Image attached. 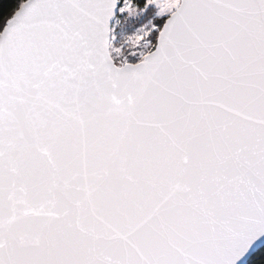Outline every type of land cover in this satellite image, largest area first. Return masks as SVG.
Here are the masks:
<instances>
[{"label":"snow or ice","instance_id":"6c2138e0","mask_svg":"<svg viewBox=\"0 0 264 264\" xmlns=\"http://www.w3.org/2000/svg\"><path fill=\"white\" fill-rule=\"evenodd\" d=\"M0 264H264V0H0Z\"/></svg>","mask_w":264,"mask_h":264},{"label":"trees","instance_id":"16d2710c","mask_svg":"<svg viewBox=\"0 0 264 264\" xmlns=\"http://www.w3.org/2000/svg\"><path fill=\"white\" fill-rule=\"evenodd\" d=\"M16 3H17V0H8V4L10 7H14Z\"/></svg>","mask_w":264,"mask_h":264}]
</instances>
